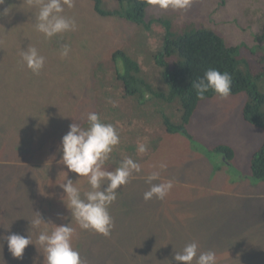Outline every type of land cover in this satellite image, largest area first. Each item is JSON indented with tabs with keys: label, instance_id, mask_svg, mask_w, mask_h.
Returning a JSON list of instances; mask_svg holds the SVG:
<instances>
[{
	"label": "rangeland",
	"instance_id": "obj_1",
	"mask_svg": "<svg viewBox=\"0 0 264 264\" xmlns=\"http://www.w3.org/2000/svg\"><path fill=\"white\" fill-rule=\"evenodd\" d=\"M122 8L119 0H102L103 10ZM38 10L37 0H0V237L17 233L33 243L14 259L0 240L3 264H43L37 237L52 225L33 227L37 212L45 222L76 229L72 244L83 264H177L175 253L193 241L200 251L215 252L217 264H264V181L251 179L249 171L264 131L243 118L248 95L200 101L187 125L191 141L165 133L161 124L167 119L178 125L180 105L151 98L167 92L153 63L166 37L213 29L238 48L241 61L258 67L256 58L264 56V0H191L186 10L162 9L148 0L139 24L123 13L102 18L92 0H72L63 14L75 20L76 30L52 38L35 28ZM66 44L70 53L61 59ZM29 46L45 57L39 74L21 58ZM118 49L139 65L138 79L152 92L142 105L138 97L120 98L117 75L124 69L109 62ZM90 112L119 134L104 167L112 170L128 157L141 165L108 209L113 220L108 237L79 229L59 186L67 172L61 138L71 123L86 128ZM139 142L148 146L143 154L137 152ZM217 146L233 151L230 162L213 153ZM161 163L167 167L161 170ZM153 171H159L153 183L171 180L173 188L163 200L145 201L151 186L145 178ZM67 178L82 195L89 190L86 177L68 172Z\"/></svg>",
	"mask_w": 264,
	"mask_h": 264
},
{
	"label": "clouds",
	"instance_id": "obj_2",
	"mask_svg": "<svg viewBox=\"0 0 264 264\" xmlns=\"http://www.w3.org/2000/svg\"><path fill=\"white\" fill-rule=\"evenodd\" d=\"M156 2L162 9L171 7L176 10H186L191 0H156ZM37 5L39 10L34 26L46 38L76 30L75 20L63 14L64 6L71 7L72 0H37ZM69 53L70 46L66 44L61 48L59 55L64 59ZM20 54L26 67L34 74H39L44 67L45 57L37 48L29 46ZM231 86V74L215 68L207 69L203 77L191 85L200 100H203L209 91L221 99L227 98L231 94ZM86 122V128L76 122L69 124L68 132L61 138L59 151L67 172H64V183L59 186L67 199L65 206L70 209L71 219L76 222L79 229L108 237L113 227L108 209L117 199V190L129 183L133 173H140L141 165L128 157L120 161L112 170L105 168V162L109 159L113 148L120 142L119 134L112 124L103 122L95 112L86 115ZM147 147L145 142H139L137 152L143 154L147 151ZM166 167L164 163L159 165L161 170ZM68 172L75 173L78 177H86L89 190L82 195L81 190L67 178ZM145 179L146 183L151 185L144 193L145 201L153 197L163 200L173 188L171 180L153 183L159 179V171H153ZM34 215L33 227L41 224L52 225L51 231H42L37 237V242L45 253L43 264H83L80 253L72 244L76 229L69 223L55 225L51 221L45 222L39 212ZM0 240L6 241L8 252L14 259H21L25 249L33 245L29 236L17 233L0 237ZM173 259L177 264H193L194 260L195 264H217L216 253L200 251L199 244L195 241L186 244L180 252L175 253Z\"/></svg>",
	"mask_w": 264,
	"mask_h": 264
},
{
	"label": "trees",
	"instance_id": "obj_3",
	"mask_svg": "<svg viewBox=\"0 0 264 264\" xmlns=\"http://www.w3.org/2000/svg\"><path fill=\"white\" fill-rule=\"evenodd\" d=\"M92 1L98 16L107 18L123 13L122 18L136 24L142 21L148 3V0H119L123 8L111 11L102 9V0ZM109 62L124 69L122 74L117 75L123 86L120 98L125 101L138 97L139 105L145 103V100L150 98L148 93L152 92L138 79L139 65L125 57L121 49L112 54ZM153 63L162 71L167 92L159 95L152 93L151 98L158 97L166 102L175 101L181 107L178 125H172L167 119L161 121L165 133L181 134L191 141L187 125L197 104L202 101L197 98L191 85L202 78L209 68L231 74L230 95L240 92L248 95V101L243 108L245 122L264 131V56L257 57L258 67L252 68L247 62L240 60L237 47L228 44L213 29L200 28L174 38L166 37L163 47L154 56ZM215 96L217 95L209 91L204 99ZM125 110L127 108L123 113H127ZM121 129L128 130L126 124L121 125ZM213 153L221 154L227 162L233 158V151L226 146L215 147ZM249 171L251 179L264 181V143L251 155ZM86 185H88L87 181Z\"/></svg>",
	"mask_w": 264,
	"mask_h": 264
}]
</instances>
